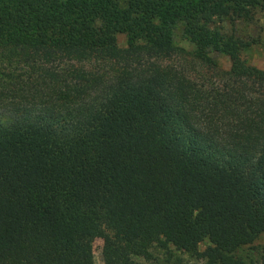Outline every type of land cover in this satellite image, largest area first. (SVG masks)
<instances>
[{"label":"trees","instance_id":"16d2710c","mask_svg":"<svg viewBox=\"0 0 264 264\" xmlns=\"http://www.w3.org/2000/svg\"><path fill=\"white\" fill-rule=\"evenodd\" d=\"M261 1L0 0V264H264V71L207 26Z\"/></svg>","mask_w":264,"mask_h":264},{"label":"rangeland","instance_id":"374dc122","mask_svg":"<svg viewBox=\"0 0 264 264\" xmlns=\"http://www.w3.org/2000/svg\"><path fill=\"white\" fill-rule=\"evenodd\" d=\"M122 4V3H121ZM246 15L237 14L239 10L231 11L230 15L225 17H212L207 26L212 30H217L220 34L231 35L233 38H238L242 41H250L248 46L239 47L238 54L246 63L253 65L264 71V0L260 5L249 7ZM241 13V12H239ZM171 42L186 52H193L195 44L190 41L183 33V22L177 20L170 25ZM126 35L124 33L116 34V42L119 46H125ZM207 55L221 69H227L229 59L226 54L206 50ZM186 61L189 56L185 57ZM100 238H95L92 241V256L94 264H102ZM206 239L202 240L198 246V251H203L208 245ZM264 247V233L259 234L250 244L244 245L236 251V254L242 257H250L254 261H258L261 248ZM178 258L183 263L200 264V260L196 259L191 254L182 250H176L172 246L162 249L158 246H152L149 251V257L146 259L134 257L142 264H171L173 259ZM257 264V263H256Z\"/></svg>","mask_w":264,"mask_h":264}]
</instances>
